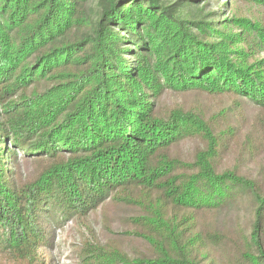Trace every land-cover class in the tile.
I'll use <instances>...</instances> for the list:
<instances>
[{
	"label": "trees",
	"instance_id": "obj_1",
	"mask_svg": "<svg viewBox=\"0 0 264 264\" xmlns=\"http://www.w3.org/2000/svg\"><path fill=\"white\" fill-rule=\"evenodd\" d=\"M167 92L246 101L264 136V0H0V257L53 264L72 221L76 264H264V177L225 163L238 129L160 110ZM107 201L139 211L145 252L99 242ZM238 206L247 225L219 229Z\"/></svg>",
	"mask_w": 264,
	"mask_h": 264
},
{
	"label": "rangeland",
	"instance_id": "obj_2",
	"mask_svg": "<svg viewBox=\"0 0 264 264\" xmlns=\"http://www.w3.org/2000/svg\"><path fill=\"white\" fill-rule=\"evenodd\" d=\"M215 7V4L212 3L211 9L214 10ZM175 106L199 112L206 118L212 115L218 116L219 126L226 119L239 131L237 145L227 155L226 165L233 166L235 162L240 161V172L244 176L249 179L264 177V136H259L251 128L254 118L259 114L256 106L241 101L240 107H238L233 105L232 99L226 97H207L194 93L177 94L173 92L163 94L158 102L160 110L171 109ZM247 142L256 144L252 154L248 153L247 149L243 150L244 147H247ZM198 147L195 141H188L174 148L173 153L183 159H190ZM23 170H30V167L24 166ZM138 215L139 211L134 207L107 201L102 209L99 208L89 216L88 223L101 244L117 246L128 256L135 257L146 250V243L134 235L136 230L130 222L132 217ZM249 219V208L238 206L219 215L216 222L213 221L219 229H231L236 224L246 226ZM87 234L82 225L72 221L65 223L61 229L56 231L55 247L48 254V259L53 264H76L75 249L80 247L82 239ZM0 264L11 263L0 257Z\"/></svg>",
	"mask_w": 264,
	"mask_h": 264
}]
</instances>
